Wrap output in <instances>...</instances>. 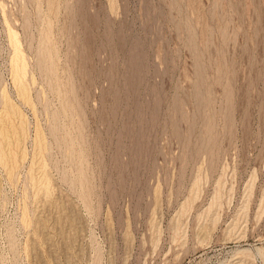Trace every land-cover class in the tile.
Here are the masks:
<instances>
[{
	"label": "rangeland",
	"instance_id": "1",
	"mask_svg": "<svg viewBox=\"0 0 264 264\" xmlns=\"http://www.w3.org/2000/svg\"><path fill=\"white\" fill-rule=\"evenodd\" d=\"M0 264H264V0H0Z\"/></svg>",
	"mask_w": 264,
	"mask_h": 264
},
{
	"label": "bare ground",
	"instance_id": "2",
	"mask_svg": "<svg viewBox=\"0 0 264 264\" xmlns=\"http://www.w3.org/2000/svg\"><path fill=\"white\" fill-rule=\"evenodd\" d=\"M18 64V63H17Z\"/></svg>",
	"mask_w": 264,
	"mask_h": 264
}]
</instances>
